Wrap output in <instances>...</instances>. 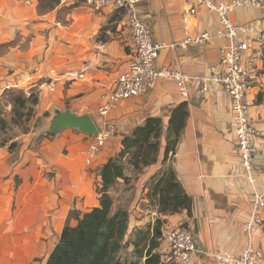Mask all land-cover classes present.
Wrapping results in <instances>:
<instances>
[{"label": "crops", "instance_id": "crops-1", "mask_svg": "<svg viewBox=\"0 0 264 264\" xmlns=\"http://www.w3.org/2000/svg\"><path fill=\"white\" fill-rule=\"evenodd\" d=\"M196 3L144 0L138 8L150 23L155 41L169 45L160 52L157 69L188 76L189 97L183 99L175 83L162 81L147 96L120 101L106 117L116 125V135L88 163L93 136L75 129L55 137L42 133L56 111L89 115L98 127L103 121L98 113L103 97L115 91L132 57L122 11L115 7L96 10L86 0H0V84L38 92L37 117L46 120L38 132L32 130L17 139L16 151L6 148L0 153V264H46L58 243L50 241L51 235H61L66 226H77L75 208L83 211L84 203L90 202L94 203L91 208L99 206L100 170L120 154L123 139L149 118H161L163 123L159 160L141 173L125 163L129 178L131 172L135 176L127 195L133 200L126 208L130 216L126 241L142 234L151 239L161 219L163 234L155 249L160 264H173L163 238L165 229L180 226L196 240L191 264H224L212 257L218 252L242 254L249 241L244 226L252 211V195L256 190L264 193V62L253 73L248 93L259 149L253 161L256 182L252 185L237 150L231 99L208 81L223 73L220 50L226 41L218 37L223 29L218 16L206 10L186 23V14ZM232 17L239 24L264 31L263 9L246 6ZM186 32L192 39L202 32L212 38L185 44ZM251 47L249 55L257 47L255 38ZM182 103L187 104L188 118L168 166L193 200L192 216L187 211L161 216L158 200L149 199L148 192L165 169L171 115ZM124 185V180H118L110 190L111 197L121 195ZM252 240L264 252V227ZM144 262L145 258L140 264Z\"/></svg>", "mask_w": 264, "mask_h": 264}, {"label": "built area", "instance_id": "built-area-1", "mask_svg": "<svg viewBox=\"0 0 264 264\" xmlns=\"http://www.w3.org/2000/svg\"><path fill=\"white\" fill-rule=\"evenodd\" d=\"M144 0H86V3L96 10L115 7L121 10L129 29L128 42L131 45L132 57L127 69L120 76L116 89L110 95L103 97V105L99 114L104 117L98 127L99 134L94 137L88 154V163L95 159L97 153L105 147L107 141L116 135V125L107 120V115L114 106L123 100L147 96L162 82H172L179 88L181 97H189L188 88L191 80L182 72L156 67V61L161 51L169 47L164 42H156L153 29L149 22L139 14L138 8ZM264 10V0H197L196 6L186 14L189 17L199 15L206 10L215 13L223 29L218 37L226 41L220 50L223 73L213 75L208 81L221 87L231 99L230 120L241 164L244 167L249 182L255 184L253 161L259 153L256 145L257 131L251 120L248 93L250 80L255 70L264 62V31H259L253 25L237 23L232 15L243 7ZM185 44H201L211 40V35L202 32L195 39L186 32ZM255 38L257 47L252 51L251 39ZM55 87H53V91ZM208 88L203 89L207 93ZM264 214V193L255 191L252 195V211L244 226L248 243L240 256L226 252L214 253L212 257L224 264H263L264 252L253 243L254 235L262 227ZM169 245V260L173 264H191L197 252L194 236L183 226L169 228L163 235Z\"/></svg>", "mask_w": 264, "mask_h": 264}, {"label": "trees", "instance_id": "trees-1", "mask_svg": "<svg viewBox=\"0 0 264 264\" xmlns=\"http://www.w3.org/2000/svg\"><path fill=\"white\" fill-rule=\"evenodd\" d=\"M13 103L14 112L10 120L0 117V148L9 144L10 152L16 151L19 145L17 141L12 142L13 140L9 138L13 133L12 127L18 125L23 117L20 110L31 115L34 109L28 108V105L37 106L38 97L27 98L19 94ZM187 118V104L182 103L171 115L163 163L165 169L149 187L148 198L158 200L161 216L175 215L182 211H187L189 217L192 216L193 200L184 191L172 166H168L180 143ZM162 135L161 118H149L143 127L136 128L132 135L123 139L120 154L110 159L100 170L101 186L97 190L100 195L99 206L85 213L75 211L77 226L64 228L46 264H123L119 256L129 244L126 237L130 216L124 208L114 212L110 190L120 179L128 182L129 178L124 170L126 162L137 173L158 162ZM162 226L163 221L159 219L151 239L148 234H142L133 241L131 244L135 246V254L139 261L124 264H140V260L144 258L143 264H160L161 256L155 253V249L158 247V239L163 234ZM138 240L144 245L138 243Z\"/></svg>", "mask_w": 264, "mask_h": 264}, {"label": "rangeland", "instance_id": "rangeland-1", "mask_svg": "<svg viewBox=\"0 0 264 264\" xmlns=\"http://www.w3.org/2000/svg\"><path fill=\"white\" fill-rule=\"evenodd\" d=\"M19 94H23L27 98H29L31 96L38 97V104H39V94H38V92H36V91H25V90H21V89H15V88H11L10 86H1V84H0V117L2 116L5 119L10 120V117L13 116V112H14L13 100H14L15 97L19 96ZM102 105H103V102L100 105V107ZM36 107L37 106L28 105V108L34 109V112L31 113V115L28 114L27 111L20 110V112L23 113V117L21 118V121L18 122V125L13 126L14 128L12 127L13 133H12V135L9 138V139L13 140L12 142L17 141V139L20 138L23 135L31 134L32 130H36L38 132L39 130H41L42 126L46 124L45 123V121H46L45 119L43 120L41 117H39V118L37 117V113L38 112H37ZM98 113H99V111H98ZM43 118H45V117H43ZM27 130H28V132H26ZM8 147H9V144H8L7 147L0 148V153L3 152ZM124 170L126 171V175H127V171L130 172V168H128L126 165H125ZM131 174H133L132 178H129V176L127 175L129 180H128V182H125V185L122 187L121 195L116 196V194H113V196H116V197H112L113 201L114 200L116 201V207L115 208L113 207L114 212H116L120 208L126 209L127 207H129L132 204L133 197H128L127 196L131 192L130 185L132 184V180L135 177L134 173L131 172ZM95 175H96V173H95ZM97 175H98V173H97ZM99 175H100V173H99ZM94 183L97 184L96 177H95V182ZM100 184H101V182H100ZM116 190L118 191L119 189H116ZM63 198L64 197H61L62 200H63ZM93 204L94 203H92V202H90L88 204L84 203V205L82 206V208H83L82 210L83 211L79 210L80 213L85 212L88 209H90V210L93 209V208H91L93 206ZM75 211L77 212L76 208H75ZM263 217H264V214H263ZM263 227H264V221H263L262 227H260V228H263ZM168 229H165L164 233ZM138 237L139 236H136V237L135 236H130L128 238V242H127V243H129L128 247L119 256L120 261L123 264L126 263V262H132V261L133 262L134 261L137 262V261H139V258H137V255L135 254V250L131 248V246H132L131 243H133V241L137 240ZM59 238H60V235H57V234L51 235L50 241L52 243H57V242H59ZM138 243L143 244L139 240H138ZM157 243L159 244L158 241H157ZM257 248L260 249L261 251H263L261 248H259V247H257ZM140 261L142 262L143 259L140 260Z\"/></svg>", "mask_w": 264, "mask_h": 264}, {"label": "water", "instance_id": "water-1", "mask_svg": "<svg viewBox=\"0 0 264 264\" xmlns=\"http://www.w3.org/2000/svg\"><path fill=\"white\" fill-rule=\"evenodd\" d=\"M66 129L79 130L88 136L93 137H96L99 134L98 126L91 116H78L70 111H56L49 128L46 129L42 135L55 137Z\"/></svg>", "mask_w": 264, "mask_h": 264}]
</instances>
